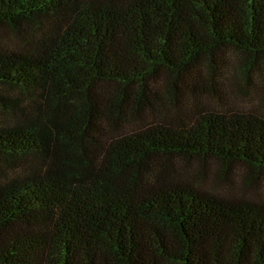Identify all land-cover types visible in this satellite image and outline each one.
Returning <instances> with one entry per match:
<instances>
[{
  "label": "trees",
  "instance_id": "1",
  "mask_svg": "<svg viewBox=\"0 0 264 264\" xmlns=\"http://www.w3.org/2000/svg\"><path fill=\"white\" fill-rule=\"evenodd\" d=\"M0 28L20 41L0 45V89L17 92L0 93V264H264V199L178 163L262 184L264 118L179 99L228 53L260 69L264 0H0ZM168 103L173 118L121 131Z\"/></svg>",
  "mask_w": 264,
  "mask_h": 264
},
{
  "label": "rangeland",
  "instance_id": "2",
  "mask_svg": "<svg viewBox=\"0 0 264 264\" xmlns=\"http://www.w3.org/2000/svg\"><path fill=\"white\" fill-rule=\"evenodd\" d=\"M19 39L7 28H0V45L12 46L19 45ZM232 53H228L225 64L220 70V74L210 76L208 69L201 65L198 70V80L195 81L189 76L186 77V84H180V101L187 110H193L194 107L204 109H219L226 112L249 111L254 112L264 118V63L258 71L249 70L243 73L237 65ZM161 87V86H159ZM0 93L7 97L16 95L15 89H0ZM26 97H23V101ZM170 102V101H169ZM168 111L151 115L143 112L141 116L128 119L120 128L122 132L136 130L141 126L152 122L173 118L176 111L171 103L167 104ZM10 122V119L0 112V124ZM178 163L188 167L186 170H180L181 176L190 177L201 187L212 193L222 196H246L252 198L264 199V171H260L263 182L256 188H245L242 184L241 166H234L230 174V179L220 174V166L216 161L207 159L201 163L199 159L191 158L188 161L179 160ZM185 164V165H184ZM201 165H204L201 168ZM200 169L203 174L198 176L193 171Z\"/></svg>",
  "mask_w": 264,
  "mask_h": 264
}]
</instances>
